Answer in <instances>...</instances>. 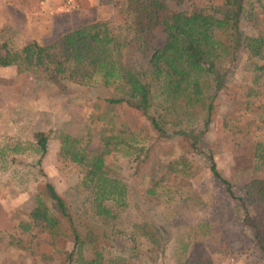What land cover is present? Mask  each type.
<instances>
[{
  "label": "rangeland",
  "instance_id": "obj_1",
  "mask_svg": "<svg viewBox=\"0 0 264 264\" xmlns=\"http://www.w3.org/2000/svg\"><path fill=\"white\" fill-rule=\"evenodd\" d=\"M127 1L0 0V48L3 44L19 48L31 41L51 43L65 31L95 21L108 22L115 33L124 35L119 27H124ZM223 3L166 1L168 12L210 4L222 8ZM245 7L240 27L248 34L264 36V0H245ZM165 40L163 27L157 26L150 32L148 48L143 52L125 49L124 59L135 67L144 64ZM239 59L227 89L216 100L209 127L204 128L202 119L194 122V145L193 139L179 136L157 139L139 113L120 109L118 114L138 130V147L150 142L152 149L143 160V154L134 159L125 150L112 153L111 163L128 185L130 204L113 222L116 227L130 228L133 223L150 221L160 229V239L157 247L146 238L115 235L102 248L104 264H264V236L252 226L264 225V207L245 206L232 198L208 167L207 157L212 153L236 197L252 178L264 179V168L253 154L256 142L264 143V85L258 98L250 94L258 89L250 60L244 53ZM93 85L0 67V264H77L71 240H51L41 227H34L33 234L22 233L18 225L28 218L44 181H50L81 211L86 196L76 184L85 167L62 158L58 133L70 132L82 138L90 152L101 151V136L110 127L100 118L91 122L88 116L93 113L102 118V100L115 93ZM226 119L231 122L228 127ZM36 131L48 133L43 155L36 149ZM181 155L194 165L193 175L168 169V162ZM90 222L94 218L87 214L83 223ZM83 255L93 257L88 249Z\"/></svg>",
  "mask_w": 264,
  "mask_h": 264
},
{
  "label": "trees",
  "instance_id": "obj_2",
  "mask_svg": "<svg viewBox=\"0 0 264 264\" xmlns=\"http://www.w3.org/2000/svg\"><path fill=\"white\" fill-rule=\"evenodd\" d=\"M166 1L128 0L123 11L124 27H119L124 35L115 33L108 22L95 21L67 30L51 43L31 41L19 48L7 44L0 48V67L14 66L19 74L82 86L98 84L115 93L102 100V118L93 113L88 116L91 122L100 118L110 127L108 134L101 136V151L90 152L83 139L70 132L58 133L62 158L85 167L76 184L86 196L81 211H76L50 181H44L28 218L18 225L22 233L33 234L34 227H41L51 240H71L77 264H104L102 248L115 235L146 238L159 246L160 229L150 221L133 223L130 228L116 227L113 222L130 204L128 185L116 173L110 160L112 153L125 150L134 159L143 154V160L152 149L150 142H140L138 147V130L118 114L122 107L139 113L157 139L179 136L186 141L193 139L194 145V122L202 119L204 128L209 127L216 100L227 89L243 53L250 60L258 86L250 94L258 98L264 85V36L248 34L240 27L245 0H224L222 8L210 4L173 12L167 11ZM157 26L166 33L163 46L153 49L144 64L130 65L124 59V50L145 51L150 32ZM229 119L224 121L226 127L231 125ZM33 137L43 155L48 133L36 131ZM253 154L264 168L263 142H256ZM207 158L210 173L225 185L232 198L245 206L264 207V179L252 178L242 187V195L236 197L213 154ZM192 166L184 155L167 164L170 171L186 176L196 172ZM87 214L94 222L83 223ZM252 226L264 236V225ZM261 248L264 251V246ZM87 249L92 258L83 255Z\"/></svg>",
  "mask_w": 264,
  "mask_h": 264
}]
</instances>
